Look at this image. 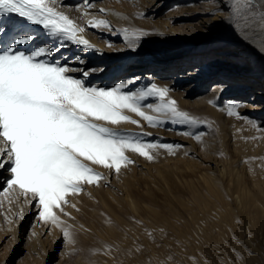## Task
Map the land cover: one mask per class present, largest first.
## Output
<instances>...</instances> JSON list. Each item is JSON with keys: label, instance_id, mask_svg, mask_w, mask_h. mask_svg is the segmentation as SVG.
Returning <instances> with one entry per match:
<instances>
[{"label": "rangeland", "instance_id": "rangeland-1", "mask_svg": "<svg viewBox=\"0 0 264 264\" xmlns=\"http://www.w3.org/2000/svg\"><path fill=\"white\" fill-rule=\"evenodd\" d=\"M82 1L47 3L83 29L77 36L113 52L132 51L139 44L163 52L145 37L158 36L159 24L181 28L186 23L179 18L183 10L178 7L185 5L182 2L169 4L152 17L144 0L136 6L125 0H99L96 17L89 18L84 14L89 11H81ZM233 1L248 19L259 12L246 7V3L253 4L249 0ZM11 16L32 30L49 33L42 25ZM100 20L109 26H90ZM53 40L63 52L66 48L89 54L95 51L94 47L73 46L60 36ZM12 45L0 49V54ZM63 55L48 60L68 66ZM123 81L126 78L118 76L108 85L92 82L84 86L113 89ZM125 83L126 93H139L152 83L166 87L150 79ZM189 83L168 88L164 102L176 101L178 111L195 118L196 125L173 122L169 114L147 108L149 103L159 106L162 101L158 97L141 101V110L161 123L149 124L127 109L122 110L127 121L117 125L98 122L131 142L139 139L153 158L126 149L130 163H122L119 172L114 167L93 166L101 178L91 185L83 183L79 193L67 194L63 212L53 209L57 224L40 219L38 202L33 203L30 194L6 184L12 178L10 165H6L4 174L10 176L0 175V182L7 178L6 185H0V238L5 239L0 246V264H264V127L255 120L228 115L229 109L222 111L217 102L212 106L193 101L205 94L187 99L183 89ZM26 215L30 217L26 236L32 237L27 243L18 241L17 249L22 250L11 254L17 224Z\"/></svg>", "mask_w": 264, "mask_h": 264}, {"label": "snow or ice", "instance_id": "snow-or-ice-1", "mask_svg": "<svg viewBox=\"0 0 264 264\" xmlns=\"http://www.w3.org/2000/svg\"><path fill=\"white\" fill-rule=\"evenodd\" d=\"M84 3L88 6V0ZM8 14L42 25L53 37L60 36L87 49L93 47L88 40L78 38L77 33L83 29L48 6L47 0H0V16ZM90 26L109 25L100 20ZM29 39L16 43L24 44ZM14 49L15 46L0 54V138L8 145L0 153V168L10 165L12 178L7 184L18 186L26 196L30 194L33 203L38 202L42 221L57 224L59 218L53 209L63 212L67 194L79 193L83 183L91 185L101 178L93 166L114 167L119 172L122 163H130L126 149L149 160L153 158L139 139L131 142L98 122L117 125L127 121L129 117L122 114L127 109L149 124L161 123L141 110V101L158 97L162 103H149L147 108L169 114L173 122L198 123L186 112L178 111L176 101L164 102L169 92L166 87L152 83L139 93L124 92V82L113 89L85 87L80 79L68 75L76 69L60 66L59 61L49 62L51 52L47 47L31 54ZM235 107L229 106L228 115L237 114L232 111Z\"/></svg>", "mask_w": 264, "mask_h": 264}, {"label": "bare ground", "instance_id": "bare-ground-1", "mask_svg": "<svg viewBox=\"0 0 264 264\" xmlns=\"http://www.w3.org/2000/svg\"><path fill=\"white\" fill-rule=\"evenodd\" d=\"M67 1L73 0H63ZM98 1L88 0V6H85L83 0L79 5L83 8L81 11H89L90 13L84 14L95 18L96 9L99 8ZM141 1L143 4V0L124 2H131L136 6ZM177 2L185 4L178 7L183 10L179 18L186 20L185 27H171L170 23L165 27L159 24L158 36L145 37L148 43L163 49V52L140 44L132 51L119 49L113 52L102 48L94 40L89 41L94 47V53L80 52V49L69 51L68 48L63 52L49 33L32 30L30 25L18 22L11 14L0 16V49L11 47V44L24 52L47 47L51 52L48 59L52 58V61L63 53L62 57L66 59L67 65L76 69L70 73L87 85L92 82L108 85L118 76H124L126 81L134 84L146 79L159 81L161 85L171 89L190 82L183 89L187 99L205 94L203 98L193 101L208 104L217 102L222 105V111L235 104L233 112L237 113V119L239 116L246 118L244 120H255L259 126L264 127V0H249L252 5L246 3L248 8L259 9L258 14L249 19L243 16V9L235 7L233 0H144V6L155 17L169 4ZM29 37L27 43H16ZM82 37L78 35V38ZM85 73L88 75L85 76ZM5 149L6 145L1 138L0 153ZM4 170L5 168H0V175L10 176L8 173L4 174ZM6 180L7 178L0 182L1 187L7 184ZM28 217L23 216L17 224L11 254L22 250L17 249L18 241L25 240L27 243L32 237L28 234L26 236L30 219ZM4 240L0 238V246Z\"/></svg>", "mask_w": 264, "mask_h": 264}]
</instances>
